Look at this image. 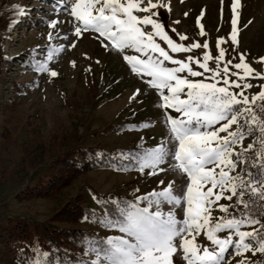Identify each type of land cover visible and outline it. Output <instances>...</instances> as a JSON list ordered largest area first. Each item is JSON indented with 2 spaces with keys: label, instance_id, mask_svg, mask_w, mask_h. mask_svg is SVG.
Returning a JSON list of instances; mask_svg holds the SVG:
<instances>
[{
  "label": "snow or ice",
  "instance_id": "6c2138e0",
  "mask_svg": "<svg viewBox=\"0 0 264 264\" xmlns=\"http://www.w3.org/2000/svg\"><path fill=\"white\" fill-rule=\"evenodd\" d=\"M52 7L57 17H70L65 21L72 25L70 35L56 33L70 48L91 38L106 55L121 58L130 74L155 90L168 135L140 158L139 171L151 176L172 171L181 177L180 184L170 180L162 190L134 200L112 199L116 215L109 213L98 223L120 235L96 240V246L85 252L95 259L76 264H177L181 259L184 264H232L230 255L238 257L235 264H264V115L257 111L264 114V56L253 62L250 53L239 47L241 0H231V28L227 37L217 38L218 54L206 51L202 58L193 50L209 49L207 41L186 45L182 42L189 39L187 35L176 28L168 30L160 20L161 10L171 12V0H54ZM15 11L20 16L30 14L26 7ZM204 15L202 11L197 25ZM59 23L58 18L52 19L46 26L54 30ZM251 24L249 20L243 27ZM199 35L205 36L202 27ZM48 39H53L52 31ZM228 41V48L221 47ZM66 47L34 50L33 69L57 77L49 64L53 51L59 54ZM229 49L238 54V61L235 56L226 59ZM41 54L46 59H38ZM209 61H214V68ZM71 63L75 67L76 62ZM253 63L260 65L259 70ZM253 80L260 83L253 84ZM254 87L259 90L250 92ZM142 94L140 88L135 89L130 101ZM249 138L251 142L245 145ZM253 152L254 157L246 155ZM146 168L151 171L145 173ZM159 185L165 181L159 180ZM93 200L107 205L95 195ZM225 200L230 203H220ZM165 204L170 206L167 213L161 211ZM214 211L223 215L215 216ZM201 235L211 248L198 242Z\"/></svg>",
  "mask_w": 264,
  "mask_h": 264
},
{
  "label": "rangeland",
  "instance_id": "374dc122",
  "mask_svg": "<svg viewBox=\"0 0 264 264\" xmlns=\"http://www.w3.org/2000/svg\"><path fill=\"white\" fill-rule=\"evenodd\" d=\"M241 2L239 47L250 53V59L255 62L258 57L264 56V0ZM53 3L54 0H0V10L4 6L9 10L26 7L30 12L12 23L9 31L6 26L0 25V54L7 56L6 62L0 64V222L9 218H24L28 222L44 223L78 194H83L86 203L97 208L98 200L94 201L93 195H118L134 200L136 196L162 190L170 180L181 183V177L172 171L151 176L141 174L139 165H131L124 171H117L118 167L90 170L71 186L46 198L17 197L43 174L55 153L69 149L76 143L88 147L100 145L126 159L127 149L143 148L149 151L158 146L161 140H166L168 135L163 109L159 106L161 101L155 90L130 74L121 58L106 55L95 40L84 39L76 48H70L68 41L57 37V32L61 37L70 35L72 25L65 22L70 19L67 14L58 17L53 14ZM171 4V12L161 10L165 17H160L168 30L176 28L187 35L189 39L182 42L186 45L207 41L209 49L201 47L193 50L199 58L206 51L212 55L218 54L217 38L227 37L231 28V0H223V3L221 0H184L183 3L171 0ZM202 11L205 15L201 17V24L197 25ZM57 18L60 23L56 29L46 26L47 21ZM177 20L180 23L173 24ZM249 20L252 24L243 27ZM201 27L205 30L203 37L199 35ZM50 31L53 32L51 41L48 39ZM172 35L175 37L174 33ZM175 39L179 42L178 37ZM158 42L167 48L162 41ZM228 44L230 41L221 47L228 48ZM62 46H67L65 51L59 54L53 51L49 64L58 72L57 77L50 78L33 69L34 50L58 49ZM128 54L132 55L133 52L128 50ZM173 55L183 58L189 54ZM233 56L238 61V54L229 49L226 59H233ZM38 59H46V54H41ZM97 60L100 63H96ZM72 61L76 62L75 67ZM209 64L215 67L214 61H209ZM253 67L259 70L260 65L253 63ZM252 83L260 82L253 80ZM137 88L143 94L137 100L130 101ZM258 90L254 87L250 92ZM171 114L177 115L175 112ZM251 140L246 139L244 144ZM150 171L145 169V173ZM161 179L165 181L164 186L159 185ZM220 203L230 202L225 200ZM169 207L162 205L161 211L167 213ZM177 212L178 219H182V212ZM213 214L222 215L218 211ZM78 227L104 240L108 236L120 235L89 220ZM198 242L212 247L203 235L198 237ZM86 248L89 247H84L79 256L84 260L95 259L94 255L85 254ZM2 250L0 264H19L10 253ZM228 259L235 264L238 257L230 255ZM37 264L49 263L41 259ZM177 264L184 262L181 259Z\"/></svg>",
  "mask_w": 264,
  "mask_h": 264
},
{
  "label": "trees",
  "instance_id": "16d2710c",
  "mask_svg": "<svg viewBox=\"0 0 264 264\" xmlns=\"http://www.w3.org/2000/svg\"><path fill=\"white\" fill-rule=\"evenodd\" d=\"M10 10L7 6L0 10V25L6 26L8 31L10 25L20 17L14 8ZM160 17H165L163 12ZM6 58V55L0 54V64L5 63ZM257 111L259 115H264L259 113L258 109ZM146 152L148 151L143 148L127 149L126 159H121L113 151L100 145L88 147L76 143L69 149L64 148L55 153L43 174L32 185H27L17 197L32 199L53 196L71 186L81 175L90 170L111 168L110 165L118 168L124 165L137 166ZM246 155L254 157L255 153ZM98 197L106 201L107 205L98 200L97 208H93L86 203L83 194H78L71 201L66 202L48 221L40 224L28 222L24 218H9L1 221L0 250L10 253L19 264H37L41 259L49 264H76L78 261H90L82 259L79 252L86 246H96V240L104 239L79 229V224L85 221V217H88L89 221L98 223L109 213L115 216L116 213L111 206L112 199L130 200L108 194ZM245 199L248 197L246 196ZM240 210L243 211L242 208Z\"/></svg>",
  "mask_w": 264,
  "mask_h": 264
}]
</instances>
